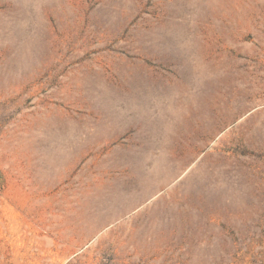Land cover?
I'll use <instances>...</instances> for the list:
<instances>
[{"label": "rangeland", "instance_id": "obj_1", "mask_svg": "<svg viewBox=\"0 0 264 264\" xmlns=\"http://www.w3.org/2000/svg\"><path fill=\"white\" fill-rule=\"evenodd\" d=\"M0 264H264V0H0Z\"/></svg>", "mask_w": 264, "mask_h": 264}]
</instances>
